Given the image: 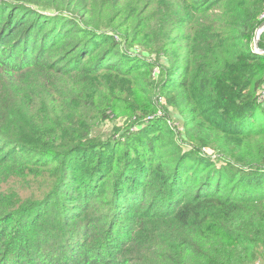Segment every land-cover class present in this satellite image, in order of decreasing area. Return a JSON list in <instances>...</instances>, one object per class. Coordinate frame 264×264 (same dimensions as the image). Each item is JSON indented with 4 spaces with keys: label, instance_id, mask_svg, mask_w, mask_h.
Masks as SVG:
<instances>
[{
    "label": "trees",
    "instance_id": "1",
    "mask_svg": "<svg viewBox=\"0 0 264 264\" xmlns=\"http://www.w3.org/2000/svg\"><path fill=\"white\" fill-rule=\"evenodd\" d=\"M137 1L0 0V264H264V0Z\"/></svg>",
    "mask_w": 264,
    "mask_h": 264
},
{
    "label": "rangeland",
    "instance_id": "2",
    "mask_svg": "<svg viewBox=\"0 0 264 264\" xmlns=\"http://www.w3.org/2000/svg\"><path fill=\"white\" fill-rule=\"evenodd\" d=\"M126 1H128V3H129V2H135L137 0H126ZM256 30H257V28H256ZM256 30H255V32H256ZM254 36H255V34H254ZM253 47H254V44H253ZM121 50L123 52H126L128 55H133L131 51H129L128 49H126L123 46L121 47ZM142 50L145 51L146 49L143 48L141 45H135V47H134L135 55L140 54ZM146 59H151V61H155V53H151L150 56H148V58H147V55H146ZM155 70L159 71V68H158V66L156 64H155ZM177 74H178V72H177ZM158 79H159V77L157 76L156 77V80H158ZM163 101H165L164 98H163ZM121 122L122 121H119L118 123H121ZM110 125H111L110 122L109 123H105V125H102L97 131L100 132V133H102V134H107L108 133V130L110 129ZM168 125L171 126V122H169ZM172 126H174L178 130H182L181 123L179 121H177L176 119H174V121L172 123ZM205 151H207V150H205ZM70 190L73 191L74 190V187H71ZM72 202L75 203V201H72Z\"/></svg>",
    "mask_w": 264,
    "mask_h": 264
},
{
    "label": "water",
    "instance_id": "3",
    "mask_svg": "<svg viewBox=\"0 0 264 264\" xmlns=\"http://www.w3.org/2000/svg\"><path fill=\"white\" fill-rule=\"evenodd\" d=\"M263 29H264V20L257 27V30L255 32V36H254V39H253L254 48L259 53H264V49H259V47H258L259 35H260V33L262 32Z\"/></svg>",
    "mask_w": 264,
    "mask_h": 264
},
{
    "label": "built area",
    "instance_id": "4",
    "mask_svg": "<svg viewBox=\"0 0 264 264\" xmlns=\"http://www.w3.org/2000/svg\"><path fill=\"white\" fill-rule=\"evenodd\" d=\"M258 99L264 103V82L261 85L260 91H259V96Z\"/></svg>",
    "mask_w": 264,
    "mask_h": 264
},
{
    "label": "clouds",
    "instance_id": "5",
    "mask_svg": "<svg viewBox=\"0 0 264 264\" xmlns=\"http://www.w3.org/2000/svg\"><path fill=\"white\" fill-rule=\"evenodd\" d=\"M253 49L256 51V49L253 47ZM257 52V51H256Z\"/></svg>",
    "mask_w": 264,
    "mask_h": 264
}]
</instances>
